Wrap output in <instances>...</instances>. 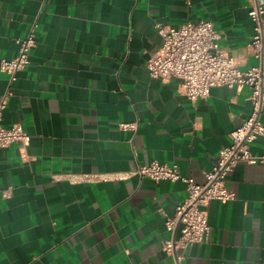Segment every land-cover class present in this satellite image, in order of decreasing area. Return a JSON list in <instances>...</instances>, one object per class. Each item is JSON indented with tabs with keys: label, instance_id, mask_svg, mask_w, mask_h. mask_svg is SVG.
<instances>
[{
	"label": "crops",
	"instance_id": "obj_1",
	"mask_svg": "<svg viewBox=\"0 0 264 264\" xmlns=\"http://www.w3.org/2000/svg\"><path fill=\"white\" fill-rule=\"evenodd\" d=\"M252 0H0V59H12L34 24L30 64L9 89L7 128L28 146L0 149V264H172L166 222L184 183L136 175L153 163L206 183L231 134L252 113L251 89L213 88L189 100L180 80L147 69L163 39L156 26L209 21L241 70L258 65L249 43ZM264 125V108L261 114ZM137 124L129 131L120 124ZM264 138L252 145L261 155ZM103 174L101 182L68 175ZM234 201H211V236L181 264H264V163H240L226 182ZM8 192L4 197L3 193Z\"/></svg>",
	"mask_w": 264,
	"mask_h": 264
},
{
	"label": "built area",
	"instance_id": "obj_2",
	"mask_svg": "<svg viewBox=\"0 0 264 264\" xmlns=\"http://www.w3.org/2000/svg\"><path fill=\"white\" fill-rule=\"evenodd\" d=\"M249 17L253 25V38L249 43L258 65L241 70L238 62L220 49L222 34L215 30L209 21L187 23L178 27L157 25L156 29L163 39L161 50L153 55L147 69L153 80L168 82L180 80V91L191 101L206 99L213 88L249 87L252 113L243 125L231 134V144L219 152V158L209 172H205L206 183L198 185L194 179L181 174L177 166L153 163L138 169L136 175L154 181H180L185 184L188 196L179 204L173 217L166 222L169 238L163 250L172 257V264H181L183 256L178 250L207 242L211 236L207 205L211 201L228 203L236 195L230 191L226 182L240 163H264V150L261 155L252 152V145L264 138V125L261 114L264 108V0H252ZM34 24L28 35L17 41L19 50L12 59H0V70L9 77L10 85L17 80V74L30 64V53L36 46ZM9 89L0 100V149L13 144L26 147L31 137L21 124L10 128L3 125L4 113L9 102ZM124 130L135 131L137 124H120ZM74 183L107 181L103 174L68 175ZM4 197L8 192L3 193Z\"/></svg>",
	"mask_w": 264,
	"mask_h": 264
}]
</instances>
